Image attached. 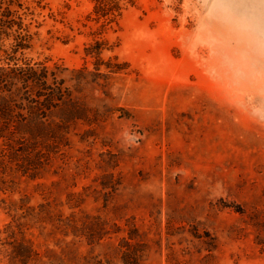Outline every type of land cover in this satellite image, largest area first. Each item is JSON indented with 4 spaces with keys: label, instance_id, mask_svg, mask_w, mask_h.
<instances>
[{
    "label": "rangeland",
    "instance_id": "obj_1",
    "mask_svg": "<svg viewBox=\"0 0 264 264\" xmlns=\"http://www.w3.org/2000/svg\"><path fill=\"white\" fill-rule=\"evenodd\" d=\"M133 1L21 0L71 97L0 120V264H264V0Z\"/></svg>",
    "mask_w": 264,
    "mask_h": 264
},
{
    "label": "trees",
    "instance_id": "obj_2",
    "mask_svg": "<svg viewBox=\"0 0 264 264\" xmlns=\"http://www.w3.org/2000/svg\"><path fill=\"white\" fill-rule=\"evenodd\" d=\"M93 2L94 15L98 19L108 18L110 22L134 4L133 0ZM28 11L21 0H0V52L9 61L6 66L0 65V120H4L5 127L16 118L40 125L52 110L66 104L71 97L58 66L50 68L41 63L19 66L16 63V55L28 49L31 42L29 26L24 23ZM4 40L13 41L9 54L4 50ZM99 53L97 48L95 54ZM107 69L111 68L107 66Z\"/></svg>",
    "mask_w": 264,
    "mask_h": 264
}]
</instances>
